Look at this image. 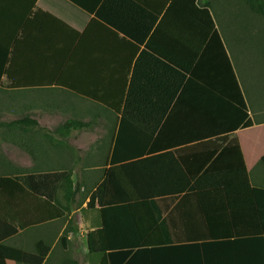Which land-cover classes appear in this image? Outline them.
Here are the masks:
<instances>
[{"label":"trees","instance_id":"trees-1","mask_svg":"<svg viewBox=\"0 0 264 264\" xmlns=\"http://www.w3.org/2000/svg\"><path fill=\"white\" fill-rule=\"evenodd\" d=\"M243 1L253 13L264 16V0ZM64 2L87 14V18L93 15L71 0ZM215 2L165 0V5L149 6L148 0H104L94 17L111 32L110 40H114L112 35H123L118 47L126 55L124 66L117 73H105V87L86 85L83 61L91 60L94 66L99 56L97 52L90 58L82 55L83 37L89 30L83 31L86 24L83 20L79 25L70 24L75 33L83 32V35L79 34L78 41L70 34L67 50L74 48L71 56L66 57V51L60 53L59 61L68 58V62L63 68L57 65L58 86L120 114L124 143L130 144L138 138L152 139L158 133L193 74L196 59L200 58V68L208 65L215 72L209 77L215 81L216 89L232 104L237 103L235 106L244 117L243 127L251 126L236 67L217 27L213 12ZM161 35L164 46H161ZM12 42L0 41V48L9 51ZM96 76L93 70L91 79ZM88 125V122L70 119L61 125L60 132L69 134ZM211 143L220 145L209 147L219 155L226 154L229 149L238 150L239 159L233 161L231 170L217 172L210 165L194 172L185 162L175 160L176 165L172 161L169 167L174 177L181 178L161 183L148 176H158L161 169L147 165L159 157H174L173 152L113 163L103 183L90 195L87 205L91 210L97 208L101 217L99 227L87 235L88 252L100 255L99 264H264V189L252 186L238 139L221 135L201 144ZM262 162L264 164V157ZM21 190L43 198L53 207L57 205V216L62 217L72 211L80 186L70 169L0 176V195L7 193L14 197ZM188 193L197 197L200 213L209 225L212 224L206 236L176 245L169 241L170 237L160 238L163 234L159 231H150L154 220L158 219L151 213L152 207H158L155 199ZM67 230L75 229L70 226ZM17 232L18 226L12 218L0 214V264H7L8 260L42 264L43 257L4 243ZM165 234L170 236V233ZM60 264L80 262L75 258H62Z\"/></svg>","mask_w":264,"mask_h":264},{"label":"crops","instance_id":"crops-1","mask_svg":"<svg viewBox=\"0 0 264 264\" xmlns=\"http://www.w3.org/2000/svg\"><path fill=\"white\" fill-rule=\"evenodd\" d=\"M71 1L93 15L87 18V14L64 0H0V41L6 44L13 40L9 51L0 48V176L16 177L70 169L80 190L90 189L89 202L90 195L103 183L113 163L131 158L158 157L155 155L173 152L174 157H159L147 165L161 169L158 176L148 175L161 183L181 178L174 177L169 167L172 161L176 165L175 160L185 162L194 172L203 171L210 165L217 172L231 170L233 161L239 159L237 149L219 155V152H211L209 147L220 145L201 144L228 135L239 141L252 186L264 189V116L261 111L255 115L250 110L237 70L251 126L243 127L244 117L237 110V103L232 104L216 89L215 81L209 77L214 71L208 65L200 68L198 58L193 74L158 133L152 139L138 138L130 144L124 143L120 114L58 86L57 65H63V68L68 62V58L59 61L60 53L66 51V57L71 56L74 48L67 50L70 34H74L78 41L79 34L83 35V32L77 34L71 29L74 23L79 25L86 20L83 31L89 29L83 37L82 55L90 58L97 52L99 56L94 60V66L91 60L83 61L86 65L82 70L88 87H105V73H117L126 62V55L118 47L123 42V35H112L114 40H110L111 32L94 17L104 0ZM148 5L162 6L165 0H148ZM160 42L164 46L162 35ZM74 64L73 61L71 66ZM93 70L97 78L92 80ZM95 103L102 106L101 111L94 112ZM232 111L234 113H229ZM70 119L89 125L69 134L60 132L61 125ZM77 152L83 153L73 159ZM155 200L158 207H152L151 213L158 219L154 220L155 225L150 231H159L163 234L162 239L170 237L172 244L200 240L206 236L208 227H212L200 213L197 197L193 194L162 196ZM55 206L26 190L14 197L2 193L0 214L11 217L18 226L17 234L4 243L43 257L42 264H60L62 258L57 254L58 245L70 247L81 241L87 244L88 233L99 227L101 217L97 208L91 210L86 206L93 212H80L78 226L66 231L74 211L59 217ZM7 264L26 263L8 260Z\"/></svg>","mask_w":264,"mask_h":264},{"label":"rangeland","instance_id":"rangeland-1","mask_svg":"<svg viewBox=\"0 0 264 264\" xmlns=\"http://www.w3.org/2000/svg\"><path fill=\"white\" fill-rule=\"evenodd\" d=\"M213 12L217 27L225 39L242 81L250 110L255 115L261 111L264 116V16L253 13L243 0H216ZM93 105H95L94 112L101 111L102 106H98L97 103ZM263 116L259 117L263 118ZM82 153L77 152L73 155V159ZM89 194L88 187L79 191L68 227L78 226L82 216L80 212L85 214L93 212L86 208ZM81 242L70 247H64L60 243L57 254L60 258L78 259L80 264H99L100 255L90 254L86 242Z\"/></svg>","mask_w":264,"mask_h":264}]
</instances>
